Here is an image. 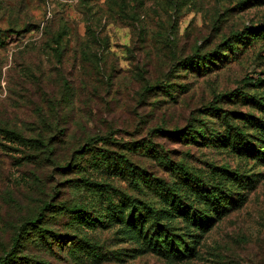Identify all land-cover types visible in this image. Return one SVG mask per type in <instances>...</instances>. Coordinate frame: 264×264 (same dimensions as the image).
I'll list each match as a JSON object with an SVG mask.
<instances>
[{"label": "rangeland", "instance_id": "obj_1", "mask_svg": "<svg viewBox=\"0 0 264 264\" xmlns=\"http://www.w3.org/2000/svg\"><path fill=\"white\" fill-rule=\"evenodd\" d=\"M0 127L41 142L0 135V257L264 264V0H0ZM145 206L187 260L154 250Z\"/></svg>", "mask_w": 264, "mask_h": 264}, {"label": "trees", "instance_id": "obj_2", "mask_svg": "<svg viewBox=\"0 0 264 264\" xmlns=\"http://www.w3.org/2000/svg\"><path fill=\"white\" fill-rule=\"evenodd\" d=\"M194 127V126H193ZM195 128L191 129L190 131H194ZM0 135L4 136V138L8 139L10 143L27 147V148H32L34 150H37L39 147V144L41 145V142H38L36 140L32 139H27L21 134L8 130L4 127H0ZM88 151H91V147H89L86 150V154ZM127 160V159H126ZM123 162L126 163V161ZM127 162H129L127 160ZM121 162L117 163L115 161H112L109 159V167H114L116 171L120 175H129L132 176L133 181L137 180L139 176L136 175V172H134L132 169H130L129 165L128 166H121ZM86 181V180H84ZM95 185V186H100L97 183H93L90 180L86 182V185ZM169 196V195H168ZM224 196L220 194L218 191L216 192H209L207 194V198H209L211 201L215 203V201L219 202V199L223 198ZM170 206L175 205L174 199L167 198ZM171 201V202H170ZM134 203V202H133ZM88 206H84L83 204H78L74 206H70L65 208V211L75 215L76 217L82 218L85 216L89 215V211H87ZM89 208V207H88ZM145 215L143 216V221H149L151 223V228L154 230L152 240H154V250L161 254V255H167L168 253H171L172 255L177 256L179 259L182 260H187L192 253L194 252V249L191 247L190 241L187 239V234L183 233L182 230L179 228H176L171 224V221H169L170 218H164V213L160 212H155L152 208L149 206H145L144 208ZM224 211L219 214V217H222L225 215L227 207H224ZM163 212V211H162ZM169 216L172 215L170 211L167 212ZM34 224V222H31ZM208 227V226H207ZM210 228V227H209ZM30 229L28 230H23L21 231V235L25 237L30 234ZM34 231L37 232L38 237L42 240V245L47 244V249L50 251H54L53 249H56V247H59L62 249L60 246V242H62V245L64 243L63 239L65 240L67 236L65 235H60L58 234L55 238V241L48 242V239H50V234L52 231L49 228H46L44 226H39L34 229ZM54 238V237H53ZM62 240V241H61ZM20 241L16 240L15 245H19ZM25 259V261H23ZM23 261V262H22ZM0 264H48L47 262L44 261H34L31 260L29 257H19L16 255L15 252H11L7 254L6 257H0Z\"/></svg>", "mask_w": 264, "mask_h": 264}]
</instances>
